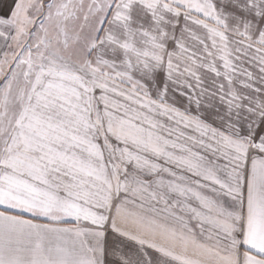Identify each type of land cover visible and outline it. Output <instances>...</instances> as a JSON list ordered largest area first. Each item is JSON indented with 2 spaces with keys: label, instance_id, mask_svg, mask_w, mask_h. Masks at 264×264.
Returning a JSON list of instances; mask_svg holds the SVG:
<instances>
[{
  "label": "snow or ice",
  "instance_id": "snow-or-ice-1",
  "mask_svg": "<svg viewBox=\"0 0 264 264\" xmlns=\"http://www.w3.org/2000/svg\"><path fill=\"white\" fill-rule=\"evenodd\" d=\"M0 264H264V0H0Z\"/></svg>",
  "mask_w": 264,
  "mask_h": 264
}]
</instances>
